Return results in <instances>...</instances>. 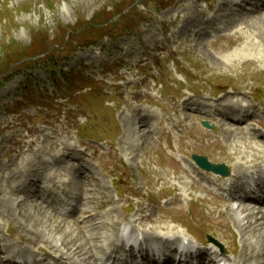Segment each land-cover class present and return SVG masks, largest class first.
Instances as JSON below:
<instances>
[{
	"label": "rangeland",
	"instance_id": "obj_1",
	"mask_svg": "<svg viewBox=\"0 0 264 264\" xmlns=\"http://www.w3.org/2000/svg\"><path fill=\"white\" fill-rule=\"evenodd\" d=\"M207 1L0 0V261L26 251L20 260L108 264L92 236L106 249L132 219L264 262L261 207L223 204L174 161L191 167L198 154L234 170L256 159L238 126L197 115L230 98L264 116V10ZM95 15L114 25L88 29Z\"/></svg>",
	"mask_w": 264,
	"mask_h": 264
},
{
	"label": "bare ground",
	"instance_id": "obj_2",
	"mask_svg": "<svg viewBox=\"0 0 264 264\" xmlns=\"http://www.w3.org/2000/svg\"><path fill=\"white\" fill-rule=\"evenodd\" d=\"M240 38H238L237 39V42H238V40H239ZM210 110H215V113L214 114H211V113H209V112H205V113H203V114H198L197 116H202V115H204V116H207V117H210V118H212L214 121H216V122H221L223 119H224V117L225 116H227L229 113H231V112H235V113H238V114H241L242 116H245L244 114H245V112L246 111H244L242 108H241V106H240V103H239V101H233V100H231L230 98H225L224 100H222V101H220L218 104H212V105H207V104H205ZM249 108L250 109H254L253 108V106L252 105H250L249 106ZM208 109V110H209ZM246 117H247V120H246V122H252V121H254L255 120V111L253 112V114H247L246 115ZM141 118H142V120H143V125H146V123H145V116H142L141 115ZM145 123V124H144ZM223 126L224 127H227V130L229 129L230 131H232V130H235V127H233V125H231V123H224L223 124ZM238 127L236 128V129H238V130H241L240 132H241V135H242V139L244 140V141H242L243 143H247L248 144V148L250 147V149H252L253 150V152H254V155L252 154V156H254V158H256V159H252L253 161H251V160H246L245 161V164L244 163H242V165L241 166H238L236 169H234V170H232V174H231V176L229 177V178H226V179H224V178H221V177H219V176H216V175H214V174H208V173H203V171L199 168V167H195V166H193L192 167V164H190V166L191 167H180L179 166V164L177 163V166H178V168L182 171V173H184L187 177H191L192 179H194V176L196 175V174H198V175H202V176H204V178H206V179H208V180H210L211 182H213V183H216V184H220L221 186H232V185H236L237 187H241V184H239V182H240V178H243V175L246 173L245 172V170H244V168L247 166V167H253V168H257L258 170L260 169V167H261V164L262 163H264V141L262 140V139H260L259 137H257V136H249L248 134H246L245 132H243L244 130H243V128H242V125L241 124H238L237 125ZM228 130V131H229ZM230 131H229V133H230ZM233 134V133H232ZM211 136H212V134H211ZM237 139V138H236ZM214 140H216V142H217V139H214ZM237 144V147L239 148V146H241V145H239L240 143H236ZM242 148H243V146H242ZM236 150V149H235ZM245 150V149H244ZM252 150H248L246 153H247V155H248V153H250V151H252ZM234 151V150H233ZM239 152V151H238ZM253 152H251V153H253ZM234 153L235 152H233V155H234ZM240 156H243V155H240ZM66 157H68V156H66ZM244 157V156H243ZM245 158V157H244ZM243 158V159H244ZM250 158V157H249ZM246 159V158H245ZM259 159H260V161H259ZM206 189V187H204L203 186V188H200L201 190H203V189ZM33 189H37L36 187H34L33 186ZM259 190L260 191H262V188H259ZM257 198V197H256ZM253 199H255V197H253ZM228 201L227 200H225L224 202H223V204H225V203H227ZM245 210H247L248 211V209L247 208H245V207H241V211H244L245 212ZM262 211H264V210H261V211H259L258 212V214L259 213H261ZM263 219V218H262ZM260 220H261V218H260ZM259 220V221H260ZM86 221H84L83 220V223H85ZM88 222H90L91 223V225H92V222H91V220H89ZM263 222V224H264V220L262 221ZM127 223H129V224H131V227H132V232L133 233H135V232H140V231H138V229H136V226L134 225V224H132L131 223V220L130 221H128ZM121 226V225H120ZM94 227V226H93ZM91 228H92V226H91ZM95 228V227H94ZM102 228V227H101ZM90 231H93V230H95V229H89ZM119 232H120V227L119 226H117L116 227V229H115V231H114V239H115V242H118V234H119ZM142 232H144L143 230H142ZM88 233V232H87ZM85 231H84V234H87ZM162 233V232H161ZM89 235H91L90 233H88ZM156 234V233H155ZM165 234H168V233H165ZM88 235V236H89ZM84 236H86V235H84ZM87 236V237H88ZM92 236V235H91ZM90 236V237H91ZM150 236V235H149ZM97 238V236H92V239H93V242H94V247L91 249V251L92 252H94L95 250L96 251H98V252H100L101 254H102V252H104V248L102 247V246H100V245H98V246H100V247H98L97 246V243H101V241L100 242H95V239ZM86 239V238H85ZM88 240H89V238H87ZM91 239V238H90ZM145 242H148L149 240H150V238L148 237V236H145ZM90 241L91 240H89V243H90ZM196 241H197V243L199 244V242L200 243H202L203 245H206V241H204V240H200V239H198L197 240V238H196ZM92 243V242H91ZM90 243V244H91ZM158 244L159 245H163L164 247H168V245H169V242L167 241V240H164V239H158ZM210 244H212V243H210ZM89 245V244H88ZM91 245H93V244H91ZM216 246V245H215ZM264 246V245H263ZM39 253H41V254H44V253H42V252H38V254ZM75 253V252H74ZM27 253H26V251H21V252H19L18 254H16V255H13L14 257H12V258H9V259H7V260H3V261H0V264H16V261H15V259L17 258V256H25ZM40 254V256H42ZM47 257H48V259L49 258H51V259H56L53 255H51V254H45ZM0 258H2L3 256H4V253H1L0 252ZM39 257V256H38ZM43 257V256H42ZM47 257L46 258H40V259H38V258H35L34 259V263L35 264H69L70 262H71V260L69 259V258H65V257H60L61 259H63V260H61V261H55L54 263H50L49 262V260L47 259ZM96 259H97V257L95 256V254H93L92 255V260H94V261H96ZM218 259H219V256L217 257V256H212L211 258H210V260H209V262L208 263H206V262H200L201 264H222L223 263V261H225V262H228V264H231L232 262L229 260V259H221L220 261H218ZM229 260V261H228ZM170 260L169 261H167L166 263H164V264H170ZM73 264H75V263H73ZM171 264H173V262L171 263ZM262 264V263H261Z\"/></svg>",
	"mask_w": 264,
	"mask_h": 264
},
{
	"label": "water",
	"instance_id": "obj_3",
	"mask_svg": "<svg viewBox=\"0 0 264 264\" xmlns=\"http://www.w3.org/2000/svg\"><path fill=\"white\" fill-rule=\"evenodd\" d=\"M193 158L201 168L207 171H212L223 176L229 175V169L225 165H213L206 158H202L196 155Z\"/></svg>",
	"mask_w": 264,
	"mask_h": 264
},
{
	"label": "trees",
	"instance_id": "obj_4",
	"mask_svg": "<svg viewBox=\"0 0 264 264\" xmlns=\"http://www.w3.org/2000/svg\"><path fill=\"white\" fill-rule=\"evenodd\" d=\"M118 15H120V13ZM99 18H100V15H95L93 23H87L88 29L92 28V27H98V28H100V30L101 29H109L110 27H112L114 25V23L111 22L112 20L104 19V21H102V20L99 21ZM83 26L85 27V25H83ZM66 44H68V43H66ZM14 64H16V62H12L11 65H14Z\"/></svg>",
	"mask_w": 264,
	"mask_h": 264
}]
</instances>
